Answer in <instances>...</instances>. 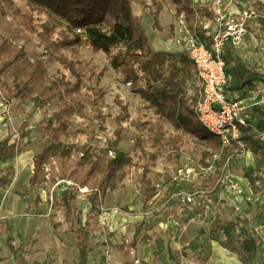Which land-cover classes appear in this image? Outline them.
<instances>
[{"label": "trees", "instance_id": "trees-1", "mask_svg": "<svg viewBox=\"0 0 264 264\" xmlns=\"http://www.w3.org/2000/svg\"><path fill=\"white\" fill-rule=\"evenodd\" d=\"M20 1L26 4V8H18V0H0V12L29 35L36 36L45 54L33 60L24 46H19L0 32V98L5 105L16 100L19 104L31 102L36 109L45 110L40 127L45 129L50 144L35 155L29 184L32 187L46 184L48 168L53 172V181L58 178L75 184H59L51 193L52 203L64 207L70 230L76 236L79 255L75 264H90L89 254L93 250L80 210L72 204L77 200L79 188L91 189L86 199L91 209L95 210L108 192L125 189L132 170L141 171L140 181L146 185L145 200H151L158 189L152 185L150 174L164 154L168 166L162 178L169 186V193L176 194L179 185L170 170L179 169L181 156L191 138L205 143L209 149L203 154L201 163L210 171L203 178L198 189L200 194H197L204 196L207 203L218 205L223 202L220 193L224 190L226 170L246 153L254 156L255 163L243 168V178L249 181L254 194L264 190V142L258 138V133L252 127H242V145L227 147L220 137L202 125L196 112L202 89L195 63L185 52L158 51L154 48L140 16L133 12L134 0ZM169 1L175 5L176 16H184L187 29L211 47L212 38L207 35L205 23L215 20L212 8L196 6L193 0ZM248 7L258 14V19L253 22L261 30L262 45L264 2L253 0ZM154 19L158 22V14L155 13ZM82 47L108 55L112 68L121 70L125 82L137 88L147 103L146 108L154 112L156 120L133 119L127 104L118 100L120 112L111 121L113 137L108 144L104 147L98 145L92 133L87 142L79 141L86 132L80 129L71 131L77 118L110 120L103 112L104 90L100 87L105 73L84 59ZM222 55L229 78L228 92L255 90L257 82H264L262 68L243 64L231 43L225 45ZM45 56L55 59L75 80L51 75ZM142 79L145 80L144 86L140 85ZM85 80H89L90 84L85 85ZM192 86L197 93L189 95ZM84 89H87L86 93ZM50 107L53 111L49 110ZM253 110L260 116L264 114L259 105ZM125 122L142 133L136 138L132 153L119 146L124 138ZM28 126V120L21 123L18 140H13L12 135L0 139V182H7L1 176L4 172L1 163L12 160L20 152L19 143L28 136ZM41 202L37 198L35 207L38 208ZM31 204L29 202V207ZM122 210L126 214L135 213L128 207ZM196 212L204 215L203 210ZM76 221L78 228H75ZM239 222L240 219L223 221L220 215H216L208 231L202 229L201 233L208 234L211 240L236 255L242 264H256L260 237L255 230L247 232L245 227H241L245 234L243 239L233 235ZM54 227L63 242L60 227L55 222ZM67 253L65 248L64 258Z\"/></svg>", "mask_w": 264, "mask_h": 264}, {"label": "rangeland", "instance_id": "rangeland-1", "mask_svg": "<svg viewBox=\"0 0 264 264\" xmlns=\"http://www.w3.org/2000/svg\"><path fill=\"white\" fill-rule=\"evenodd\" d=\"M168 4H170L169 0H134L133 12L137 16H142L140 17L142 25L154 47L159 40L171 43L172 39L175 45L182 49L181 43L185 34L181 35V33L183 29L186 30V21L183 15L177 17L175 13L165 14V12L169 13ZM17 7L24 9L26 4L18 0ZM163 8L160 20L155 22V13L159 14ZM252 25L253 23H251L250 33L253 32ZM0 32L19 46H24L28 56L33 60L45 54L44 49L39 47L36 36L26 33L16 22L1 12ZM260 35L256 37L259 44H261ZM81 51L84 59L90 61L98 71L105 73L100 81V87L104 90L103 112L110 120L77 118L71 131L80 129L86 132L79 141L87 142L88 136L92 133L98 145L104 147L108 144L113 137L111 121L120 112L118 100L127 104L133 119L140 117L144 121L156 120L154 112L146 108L147 103L137 88L125 82V75L121 70L112 68L108 55L103 52L95 53L86 47H82ZM259 52L264 54V41L258 48ZM45 60L51 75L57 78L66 77L69 81L75 80V77L55 59L45 56ZM262 63L263 66H258L264 71V55ZM84 83L90 84L89 80H85ZM140 85H145L144 79ZM83 92L86 93L87 89ZM196 93L197 89L192 86L189 95ZM0 104L5 115L4 122L9 126L13 140H18L21 123L24 120L29 121V134L20 141V152L14 159L3 164L7 171L6 176L14 180L21 167L19 164L21 156H28L21 162L26 175L20 179L19 188L12 192L32 203L26 215L40 214L38 216L42 215L47 224L50 220L54 221L60 227L64 238V244L60 243L57 231L52 224L54 222L49 224V234L44 235V240L43 230H38L30 251L32 259L52 264H75L78 256L76 236L70 230L64 207L53 204L51 200V193L58 178L53 181V172L48 168L46 184L32 187L28 180L33 169V156L50 144L45 129L40 127L45 110L36 109L31 102L17 104L16 100H13L11 104L5 105L0 98ZM249 109L250 107L247 111ZM49 110L53 111V108L50 107ZM123 126L124 138L119 146L125 152L132 153L136 138L142 133L131 128L129 122L123 123ZM2 135L0 133V137ZM21 152H23L22 155H19ZM206 152H209V149L205 143L193 138L189 139L187 150L181 156L179 169L170 170L171 174L177 178L179 193L201 188L203 178L210 171L201 163L203 154ZM249 165H254V161L251 154L246 153L239 156L227 168L224 176V190L220 193L223 202L218 205L213 202L207 203L204 196L196 195L192 203H183L179 201L178 195H171L168 184L162 178L168 166L164 154L159 157L154 172L150 174L152 185L158 189L157 195L151 200H145L146 185L140 181L142 172L134 170L125 189L108 192L103 203L95 210L91 209V204L86 199L88 194L79 192L76 202L72 204L78 207L83 225L88 228L90 243L93 247L89 256L90 264H224L222 255L230 252L220 243L211 240L208 234L201 233L202 229L208 231L216 215H220L223 221L236 219L239 221L240 219L239 225L233 231V235L240 239L245 236L241 227H245L247 232L264 231V190L254 194L251 186H246L245 194H239L231 188V182H234L245 189L243 185L245 182L240 178L243 177V168ZM258 185L263 184L258 183ZM37 198L42 201L39 210L34 205ZM123 207H129L135 213L125 214ZM198 210H203L204 215L196 212ZM75 228H78L77 221ZM262 243L260 239L261 246ZM64 245L68 248L66 261L62 256ZM257 260L256 264H264V260L259 261L258 257Z\"/></svg>", "mask_w": 264, "mask_h": 264}, {"label": "built area", "instance_id": "built-area-1", "mask_svg": "<svg viewBox=\"0 0 264 264\" xmlns=\"http://www.w3.org/2000/svg\"><path fill=\"white\" fill-rule=\"evenodd\" d=\"M210 1L215 20L205 27L208 30L207 35L212 38L211 47H207L191 32L184 33L181 43L183 52L195 63L202 89L196 107L199 120L208 131L220 137L224 146L242 145V127H252L258 133V138L264 142V130L258 129L247 111V106L237 94L226 90L229 78L222 55L223 48L228 43H231L235 50L243 46L249 34V25L258 19V14L250 7L244 8L236 15L230 14L224 0ZM65 182L70 186L75 185L72 181L57 180L54 188ZM231 188L239 194H245L244 188L234 182H231ZM79 192L89 194L91 189L80 187ZM197 194H200V191L193 189L176 193L179 201L183 203H192Z\"/></svg>", "mask_w": 264, "mask_h": 264}, {"label": "crops", "instance_id": "crops-1", "mask_svg": "<svg viewBox=\"0 0 264 264\" xmlns=\"http://www.w3.org/2000/svg\"><path fill=\"white\" fill-rule=\"evenodd\" d=\"M224 1L228 8L229 13L236 15L240 11H242L244 8L248 7L253 0H224ZM259 1L264 2V0H259ZM193 2L195 3L196 6L206 5L213 9V6L210 0H193ZM168 5L169 6L167 7L169 8V13L165 12V14L172 15L176 13L175 5L171 1H170V4ZM163 11H164V8L158 14V20H160V17ZM209 23H212V22L207 21L205 25ZM251 23H253L252 26L255 27V28L253 27V32L250 33V30L252 29L251 24H250L249 34L247 36V39L245 40L241 48L235 50V54L243 64L250 63L253 66L259 67L258 65L263 66L262 60H263L264 54L263 52H261L262 54L260 52L258 53V48L260 47V44L256 37L261 34V30L259 29V25L256 22H251ZM185 32H190L187 29V24H186V30L183 29L181 35H183ZM154 48L158 51L183 52V50L180 47L178 48L175 45L172 39H171V43H168L167 41H164V40H159L158 44ZM246 52L250 53L252 57L245 56L244 53ZM235 94L238 95V97L241 99L243 104L247 106V108L250 107L248 112L250 114L251 119L262 130H264V114L260 116L258 115L256 111L253 110V107L256 105L261 106V108L264 110V82H257L255 90L243 91V92H240V93L238 92ZM17 104L19 103L17 102ZM4 120H5L4 111L3 109L0 108V133L3 135L4 134L7 135L5 137L2 135L0 139H5L9 135H12L9 129V126L7 125V123L4 122ZM22 153L23 152H21L19 155H22ZM27 157H28L27 155L21 156L19 160L20 161L19 164H21V167L19 168V173L16 175L14 180L6 176L7 171H6V168L4 167H3L4 172L1 174V176L7 182H4V181L0 182V264H50L51 263V262H39V261L33 260L32 254H31L32 252L30 253V251H31V247L33 246V241L36 238L37 231L38 230L41 231V229L43 230L42 235H43V240H44L45 239L44 235L46 233L49 234V227L53 221L50 220L49 221L50 225H49L46 223L45 221L46 219L43 218L42 215L38 216L40 214L26 215L27 211L30 208L29 202L26 199H23L17 193L12 192L13 190L19 188L20 186L19 184L21 182L20 179L22 178L23 175H26L24 167L22 169L23 163L21 162L25 161ZM34 157L35 155L33 156V159ZM251 158H252V161H254L255 163V158L252 154H251ZM3 164L4 163H1L2 166ZM32 168H34V162H33ZM32 174H33V169H32L31 175H29L28 180L31 178ZM240 180L245 182V184L243 185H245L244 190H246V186H250L249 181L244 179L243 177L240 178ZM41 204L42 202L39 204L37 210H39ZM52 224L54 227V223ZM258 235L263 242L262 246H260L258 250V259L259 261H263L264 260V231L259 232ZM57 238L60 243L64 244L63 234H62L63 242H61V240L59 239L58 232H57ZM65 248L68 250L66 245H64L63 250ZM77 249H78V246H77ZM78 255H79V250H78ZM62 256H63V260L66 261V257L64 258L63 251H62ZM222 256L224 258V261H223L224 264H242L237 258V256L232 253L227 252V253H224Z\"/></svg>", "mask_w": 264, "mask_h": 264}, {"label": "bare ground", "instance_id": "bare-ground-1", "mask_svg": "<svg viewBox=\"0 0 264 264\" xmlns=\"http://www.w3.org/2000/svg\"><path fill=\"white\" fill-rule=\"evenodd\" d=\"M245 54V56H249V57H252V55L250 54V53H244Z\"/></svg>", "mask_w": 264, "mask_h": 264}]
</instances>
